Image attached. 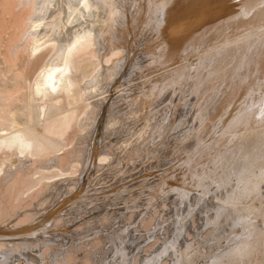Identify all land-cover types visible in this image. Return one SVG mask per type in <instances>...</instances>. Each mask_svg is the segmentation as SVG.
Returning a JSON list of instances; mask_svg holds the SVG:
<instances>
[{"label": "bare ground", "instance_id": "1", "mask_svg": "<svg viewBox=\"0 0 264 264\" xmlns=\"http://www.w3.org/2000/svg\"><path fill=\"white\" fill-rule=\"evenodd\" d=\"M174 1L132 0L127 8L121 0H0V193L8 194L10 203L21 202L41 184V194L52 199L40 213L33 205L13 213L14 206L0 197V264H133L142 243L134 234L130 247L126 239L134 222L129 227L121 220L129 218L124 209L138 208V201L127 205L138 196L147 197L151 211L169 202L175 208L185 205L170 225V240L154 257L145 253V264H161L170 253L174 264H247L255 255L264 264V0H205L188 19L174 16ZM160 9L166 11L163 18ZM140 14L146 16V29L137 22ZM143 28L149 33L145 54L161 67L128 87L124 70ZM122 54L128 59L118 64ZM83 57L89 62L80 64ZM169 89L181 93L183 105L189 99L195 105L194 113L179 116V124L185 116L192 124L170 148L171 140L154 144V132L166 117L146 115L153 99ZM126 96L138 97L133 104H140L138 118L133 107L122 115L130 109H119L117 101ZM109 105L120 111L109 113ZM197 123L212 130L192 147ZM140 140L145 144L138 149ZM132 150L135 156L143 152L137 165L124 171L129 159L120 167L116 157ZM157 156L151 168L133 175L142 161L152 163ZM135 177L152 180L142 187L148 191L133 192L139 189L129 185ZM104 199L106 208L127 207L118 215L111 210L119 216L116 224L109 223L111 229L90 230L103 220L95 205ZM197 208L207 215L198 236L202 229L215 230L209 240L201 237L207 250L183 237ZM146 209L137 214L150 213ZM183 238L186 246L178 248Z\"/></svg>", "mask_w": 264, "mask_h": 264}, {"label": "rangeland", "instance_id": "2", "mask_svg": "<svg viewBox=\"0 0 264 264\" xmlns=\"http://www.w3.org/2000/svg\"><path fill=\"white\" fill-rule=\"evenodd\" d=\"M123 1V2H122ZM131 1V2H130ZM182 0H175L174 2H171L170 4L171 5H173V7L175 8V11L174 12H176V13H174V16H176V17H181L182 19H188L189 17H192L193 15H194V13H196L197 11H198V8L200 7V6H202V5H204L205 3H206V1L205 0H183V1H185L184 3H183V1L181 2ZM189 1H191V2H189ZM133 2H134V0H133ZM133 2H132V0H128V2H127V0H121V5L122 6H124V7H129V5L131 4V6H132V4H133ZM125 3V4H124ZM181 3H183L182 5H181ZM188 3V4H187ZM190 3V4H189ZM186 4H187V6H186ZM126 5V6H125ZM180 5V6H179ZM179 7H181V8H179ZM184 7H186V8H184ZM129 8H131V7H129ZM179 8V9H178ZM184 9V10H183ZM160 12H162V18L164 17V15H166L165 13H166V11L165 10H163V9H160ZM173 12V11H172ZM159 12H157L156 14L157 15H161L160 13L158 14ZM156 15V16H157ZM141 16V17H140ZM146 16L143 14H140V15H138L137 16V18L139 19L140 18V20L138 21L137 20V22L139 23L140 21V23H141V25H140V23H139V25L142 27V26H144L145 27V25H148V21H147V19L145 18ZM142 18V19H141ZM160 18H161V16H160ZM146 20V22H145V20ZM143 20V21H142ZM142 22H144L143 24H142ZM144 29V28H143ZM145 29H146V27H145ZM142 30V31H144V32H140L139 34H138V38L136 37L135 39H134V42H133V44L131 45L132 46V50H133V53L135 54L132 58H131V61H130V63L132 64H129V67L126 69V70H124V77H125V80H127V81H125L124 79H123V83L124 82H126L125 84L128 86V87H133L134 85H135V83L137 84L138 82H141V81H143V79H140V77H147L148 76V70H149V72L151 73L152 71H154V69H157V68H160L161 67V64L160 63H158V64H160V65H158L157 63L155 64V63H153V62H155V60H154V58L153 57H148V55H146L145 53L147 52V49H146V47H145V45L148 43V41H147V39H149L148 38V35H149V33H147L146 32V35L144 34L145 33V31L146 30ZM142 33V34H141ZM8 40H7V38H6V42H7ZM25 42L23 41V42H20V44L21 45H23ZM21 45H18L17 46V48H19ZM24 48L25 47H22V51H24L25 52V50H24ZM21 51V55L23 54V52ZM26 54V53H25ZM110 54V53H109ZM110 55H112V54H110ZM109 55V56H110ZM22 56H24V55H22ZM108 55H107V57L108 58H110ZM127 55H121L120 57L118 56H116L117 58H118V64H122L125 60H127L128 59V57H126ZM106 57V58H107ZM112 57V56H111ZM114 57V56H113ZM171 57H175L174 58V60H176V61H180V59L179 58H181V57H179L178 58V56H175V55H172ZM183 58V57H182ZM84 59V60H83ZM116 59V58H115ZM189 59L191 60L192 59V56H190L189 57ZM82 60V61H81ZM86 60V61H85ZM123 61V62H120V61ZM141 60V61H140ZM151 60V61H150ZM79 61V63L80 64H84V63H88L89 61L87 60V58L86 57H83V58H81V59H79L78 60ZM138 61V62H137ZM181 61H182V59H181ZM154 64V65H152V64ZM174 63V62H173ZM145 66H147V64L149 65L150 64V66H149V68L147 69V67H145ZM172 64V63H171ZM131 65V66H130ZM152 66V67H151ZM136 68V69H135ZM144 68H145V70H144ZM100 69L101 68H99V70L98 71H100ZM142 69V70H141ZM97 71V72H98ZM127 71V72H126ZM115 73H117V71L115 70L114 71ZM113 72V73H114ZM114 73V74H115ZM149 73V74H150ZM145 75V76H144ZM147 75V76H146ZM129 76H130V78H129ZM94 77L95 76H93L92 78H91V80L92 79H94ZM123 77V78H124ZM134 79L136 80V81H134ZM130 81V82H129ZM133 81V82H132ZM129 82V83H128ZM141 83H143V82H141ZM125 85V86H126ZM125 86H124V88H125ZM126 86V87H127ZM127 87V88H128ZM119 92V91H118ZM181 93L178 91V90H176L175 89V91L174 90H167V91H165L163 94H161L158 98H156V99H153V103L151 102L149 105H148V110H149V112H147L148 110H146V112L148 113V114H146V115H149V113H151V112H153L154 114L156 113L157 114V117L158 116H160L161 118H159V119H162V116H163V118H165L166 117V122L165 121H163L162 123H161V128H159V130L157 129V130H155V132L154 133H156V134H154V136L155 135H157V139L155 140V142H154V144H156V145H158L159 143H162V142H164L165 144H164V146H166V142L168 141V140H171L173 143L171 144V143H169V142H171V141H169L168 142V146H169V148L172 146H174L175 144H174V140L173 139H175V138H178V139H181V137H182V135H183V133L184 132H186V130H187V128L192 124V123H190L191 122V120L190 119H187L186 120V116H185V118H184V120H182L181 121V123L179 124V121H177V120H179L180 118H181V116L185 113V114H187V113H189V115H190V113L191 112H193L194 111V107H195V105H192V103H191V99H189L188 101H187V99L185 100V101H187L188 103L185 105H183L182 103H180V95ZM186 96H184V98H185ZM125 98V99H124ZM123 98V100L122 101H124L123 103L121 102V100H119L118 99V101L117 100H115V99H113L112 101L113 102H111L112 104H113V106H115V102H116V105L118 104V105H120L119 106V109L120 108H122L123 107V109L125 108V109H127V110H129L130 109V107H133V109L135 110V112H138V113H136L137 114V118H138V114H140V112H139V110H140V108H139V106H140V104H136V105H133V104H135V102L138 100V97L136 98V99H132V97H128L127 98V96L126 97H124ZM127 99V100H126ZM114 100H115V102H114ZM190 101V102H189ZM120 102H121V104H120ZM111 104V105H112ZM160 104V105H159ZM111 105H109V108L110 107H112L111 108V112H109V113H112V112H115V110L116 109H118L117 107H116V109H115V107L113 108V106H111ZM133 105V106H132ZM137 106V107H136ZM157 107V108H153V110H152V107ZM169 106V107H168ZM136 107V108H135ZM139 108V109H138ZM112 109H115L114 111H112ZM118 109V111H120ZM122 109V110H123ZM124 109V110H125ZM136 109H138V110H136ZM176 109V110H175ZM123 110V111H124ZM163 110V111H162ZM170 110H171V112H170ZM182 110V111H181ZM191 110V111H190ZM117 111V110H116ZM132 111V109H130V111H124V113L121 111V113H122V115L123 116H126L129 112H131ZM160 111H161V113H160ZM127 112V113H126ZM182 112H184V113H182ZM120 113V112H119ZM120 113V114H121ZM126 113V114H125ZM159 113V114H158ZM166 114V115H164V114ZM194 113V112H193ZM130 114V113H129ZM128 114V115H129ZM133 114L134 115H136L134 112H133ZM152 114V113H151ZM176 114H179V115H176ZM182 114V115H181ZM196 115L198 114L197 112L195 113ZM133 115V116H134ZM189 115H187V118H188V116ZM165 116V117H164ZM179 116H180V118H179ZM195 117V116H194ZM137 118L135 117V123H137L138 121H139V119L137 120ZM133 120V121H134ZM156 120H158L157 118H156ZM140 122V121H139ZM156 122V124H157V121H155ZM160 123V122H159ZM189 123V125H188V127H185V125L187 126V124ZM179 126H182L183 127V129H181ZM197 128H198V136L196 137V139H190L189 141H190V145H193L192 147H194V145L196 144V142H197V139L199 138H201V137H204V138H206L207 139V137L209 136V134L211 133V128L210 127H208V126H205V127H203V123H197ZM157 131V132H156ZM72 132V131H71ZM153 134H151V136L153 135ZM150 136V137H151ZM160 136V138H159V140H158V137ZM211 136V135H210ZM196 140V141H195ZM142 140H140V142L138 141L137 142V144H138V146H136L138 149L141 147L142 148V146H144V144H145V142H141ZM158 141V142H157ZM157 142V143H156ZM191 142H194V143H192L191 144ZM158 146H160V144L158 145ZM164 146L162 147V148H164ZM72 147L73 146H69V149H72ZM153 148V147H152ZM151 148V149H152ZM157 148V147H156ZM168 147H167V150L169 149ZM146 149V148H145ZM154 149H155V146H154ZM154 149H152V151H154ZM173 149V148H172ZM144 150V149H143ZM129 151V150H128ZM128 151H126L125 152V154L123 153L122 155H119V156H117L116 157V159L117 160H119L118 161V163L116 164V165H120V164H123L122 162L126 159H129V160H127V163H125V164H123V165H126L127 167H124V166H122V165H120V167L122 166V168L121 169H124V171H127V169H131L130 168V165H133V166H135V164L137 163L136 161H137V157H141V152H143V151H141L140 153H138V154H136V156H135V154H134V150H132L133 152H131L130 151V153H132V155L129 153V155H128ZM145 151V150H144ZM159 151V152H158ZM170 151V150H169ZM157 152L160 154V155H162L163 154V157H166L168 154L167 153H162L161 152V149H158L157 150ZM161 152V153H160ZM60 153L61 154H65V152H62V151H60ZM63 154V155H64ZM134 154V155H133ZM158 154V155H159ZM167 154V155H166ZM62 155V156H63ZM124 155V156H123ZM128 155V156H127ZM160 155H159V157H160ZM166 155V156H165ZM132 159H131V158ZM159 157L157 156V158H155L154 160H153V162L152 163H145V164H143V161L140 163V165H138V167H137V169H136V171L133 173V175H135V174H140L141 172H143V171H146V168L147 167H149V168H151L153 165H154V161H157L158 159H159ZM116 159H114V161L113 162H115V160ZM124 159V160H123ZM132 161H131V160ZM161 159H162V156H161ZM164 159V158H163ZM184 159V158H183ZM40 160L41 161H43V160H45V158L43 159V157H41L40 158ZM116 160V161H117ZM143 160H145V159H143ZM122 161V162H121ZM128 161L131 163V164H129L128 163ZM135 161V162H134ZM119 162H121V163H119ZM133 163H135V164H133ZM163 163V165H164V162L162 161V162H159V163H157V166H158V164H159V166L161 165V164ZM142 164V165H141ZM137 165V164H136ZM118 166H116V168H119ZM160 171H162V170H160ZM125 174V173H124ZM127 174H125L124 176H126ZM143 177V176H142ZM119 178H121V177H118L117 179H114V181L112 180V182H110L107 186H112L114 183H116L118 180H119ZM142 180H143V182H142ZM152 180L150 179V180H148L147 182H145V179H142L141 177H135L134 178V181L133 182H131V183H129V185H131L132 183H134V184H132V186H135V188H139V189H137V190H135V191H133V192H135L136 194L137 193H139V194H141L142 193V190L143 191H148V189L147 188H145V189H142V187H144V186H146L148 183H150ZM136 183V184H135ZM144 183H146V184H144ZM20 185L21 184H19V186L17 185V187L15 188L16 190L18 189V187H20ZM39 187H41V184L40 185H38V186H36V188L34 187V188H32L31 190H30V192L29 193H26L25 195H24V199L25 200H22L21 202H16V201H13L12 203H10L9 201H8V199H9V195L7 194H5V192H1V193H3V195L0 193V197L2 196V198H3V196H4V198L3 199H5L6 200V203H7V206H9L8 204H11L9 207H13L12 208V212L13 213H15V212H17L19 209H21V208H23V209H21V211H24V210H26V209H28V207L29 206H35V208H33V210L35 211V213H40V212H42V211H44V208L46 209V207H48L49 206V204H50V201L52 200V199H50V200H48L50 197L49 196H47V193L46 194H44V195H46V196H43V194H41V193H44L43 192V188H39ZM42 187H43V185H42ZM96 186H92L91 187V189H93V188H95ZM104 187V186H103ZM40 191H39V190ZM90 188H88L87 189V191L88 190H91ZM37 190V191H36ZM34 192V193H33ZM132 192V193H133ZM35 193H38V194H36L35 195ZM134 193V194H135ZM48 194H50V192L48 193ZM51 194H52V192H51ZM33 195H35V198H33L34 196ZM41 195V196H40ZM32 196V197H31ZM39 196H40V198H39ZM36 197H37V199H36ZM48 199H47V198ZM139 197V198H138ZM138 197H136V198H134V200H132V201H130L127 205L128 206H130L131 205V203L133 204V203H135V202H137L136 203V205L138 206V210L137 209H132V210H128V211H126L124 208L125 207H127V205H124V206H122V205H120L119 207H112V208H106L105 206V199H104V201H100L98 204H97V206L95 205V207L97 208V207H99V208H97V210L100 212L101 211V213H103V214H100V213H98V211L96 212V214L98 215H100V216H102L103 218V220L102 221H100L99 223H102V224H99V223H96V225H92V226H94V227H92L91 226V229L90 230H95V231H98L96 228H98V229H102L103 228V230L104 231H107L108 229H111V226H113L114 224H113V222H115V224L118 222V217H116V218H118V219H116L115 218V216H117L118 215V212H119V214L121 213V208L122 209H124L122 212L124 213V215L126 216V218H127V213H128V217L129 218H131V219H129V218H127V219H125V220H121V221H125L126 222V224L130 227L131 225V223L132 222H134V223H132V226L130 227V230H132V231H130V236H129V239L127 238L126 239V242L127 243H130V239H131V237L134 235V234H137V235H134L132 238H134L135 237V239H136V242L139 244V243H142V248H141V251H136L137 249V246H135V254H134V256H135V259L133 260V264H145L146 263V259H145V255L147 254V255H149L150 254V257L152 258V255H153V257H154V253L155 254H157L159 251H160V249L163 247V246H165L166 245V243L170 240V238H171V234H172V232H173V230H172V226H170L171 225V223L176 219V214H177V212H178V210H180V209H184V207H185V205H180L179 204V207L178 208H175L174 207V204L171 202H169V203H167V207L166 208H158V209H156V210H154V211H151L152 210V208L154 207L153 205L151 206V205H147V207H145V204H146V200H147V197H143V196H138ZM43 199H47L45 202H43ZM116 199V198H115ZM113 200V201H115L114 203H117V201L119 202V200ZM42 200V201H41ZM41 201V202H40ZM48 201V202H47ZM108 201V200H107ZM37 204H36V203ZM45 203V204H44ZM119 203H121V204H124L125 203V201H123V200H121ZM41 204H44V206L42 205L41 206ZM103 204V205H102ZM13 205V206H12ZM40 205V206H39ZM105 205V206H104ZM39 206V207H38ZM46 206V207H45ZM25 207V208H24ZM42 207H44V208H42ZM100 208H102V209H100ZM106 208V209H105ZM116 208V209H115ZM141 208V209H140ZM147 208V209H146ZM211 208V206H209L208 207V209H210ZM105 209V210H104ZM108 209V210H107ZM109 209H110V212H109ZM119 209V210H118ZM144 209H146V210H148V212H150V213H148V214H145V215H142V216H140V215H138L137 213H138V211L140 210V211H143ZM199 209H200V207H199ZM198 208H197V210L195 209L194 210V213L191 215V216H189V218H190V220H187L186 222L188 223V227H186V229H185V231H184V234H183V237L187 240V239H189L190 241H192L193 242V240H194V244H196L195 242H197V243H199V246H200V248H202V249H204L205 247H206V249L205 250H207L208 248H207V246L202 242V240H201V237H203V236H206V235H208V240L213 236V234H214V232H215V230L213 229V230H211V227H208V228H206V229H202L201 231L203 232V236L201 235V236H198V229H201V228H203L207 223H205L206 221H205V219L207 218L206 216L207 215H201L202 214V210L200 211ZM208 209H206V210H208ZM37 210V211H36ZM104 210V212H102ZM111 210H115L116 212V214L113 212V211H111ZM163 210H165L164 212H163ZM199 210V211H198ZM39 211V212H38ZM131 211V212H130ZM136 212V214H134L135 212ZM139 211V212H140ZM196 211V212H195ZM112 212V213H111ZM200 212H201V214H200ZM199 213V214H198ZM106 214V215H105ZM110 214V215H109ZM111 214H112V216L113 217H111V218H109L110 216H111ZM132 214V217H130V215ZM105 215V216H104ZM136 215H137V217H136ZM147 215V216H146ZM234 215V214H233ZM17 216H19V214L17 215ZM106 216H108L107 218H106ZM125 216H124V218H125ZM138 216H140V217H138ZM144 217V218H143ZM104 218H106V219H104ZM124 218H122V219H124ZM135 220H134V219ZM139 220H138V219ZM168 218V219H167ZM109 219H111L112 220V222H108L107 220H109ZM113 219H116L115 221L113 220ZM110 220V221H111ZM128 220H132V221H128ZM165 220V224H163L164 221ZM167 220V221H166ZM192 220V221H191ZM117 221V222H116ZM141 221H143V222H141ZM106 224H108L109 226H110V224L109 223H112L113 225H111L110 226V228H109V226H107V224H106V226L108 227V228H106V229H104V223ZM139 222H141V223H139ZM194 222V223H193ZM129 223V224H128ZM162 223V224H161ZM134 224V225H133ZM136 224H139V226L138 225H136ZM98 225V226H97ZM161 225H164V226H161ZM95 226H96V228H95ZM105 226V227H106ZM135 226V227H134ZM161 226V227H160ZM166 226V227H165ZM100 227V228H99ZM139 227V228H138ZM163 227V228H162ZM263 228V224L262 225H260V228ZM113 228V227H112ZM132 228V229H131ZM158 228V229H157ZM141 229H142V231H141ZM157 229V230H156ZM160 229H162L161 231H159ZM167 229H168V231H167ZM264 229V228H263ZM140 230V231H139ZM230 230V229H229ZM136 231L138 232V233H136ZM166 231V232H165ZM170 231V232H169ZM172 231V232H171ZM208 231H210V232H208ZM231 231V232H230ZM229 232H228V230H227V233H231V235H232V231H233V229H231ZM162 232V233H161ZM154 233H155V235H154ZM187 233V234H186ZM211 233H213V234H211ZM212 235L211 237H209V235ZM153 235H154V237H153ZM169 235V236H168ZM186 236L188 237V238H186ZM192 236V237H191ZM136 237H138V238H136ZM168 237V238H167ZM230 237V236H229ZM100 238H102V236H100L98 239H100ZM126 238V237H125ZM183 238V240L181 241V243L178 245V248H179V246H181L182 248H184V245L187 243V241L185 240ZM199 238H200V240L201 241H198L199 240ZM227 236H226V242H227ZM152 239V240H151ZM167 242H166V241ZM183 241H185L184 243H183ZM225 241V240H224ZM165 242V243H164ZM200 242H201V244H200ZM137 243H135V244H137ZM164 244V245H163ZM130 247L131 246H133L134 244L131 242L130 244ZM204 245V246H203ZM262 245H264V241H263V243H262ZM150 246V247H149ZM186 246V245H185ZM147 247V248H146ZM142 249H143V252H142ZM105 250V249H104ZM157 251V252H156ZM257 251H259V252H257ZM256 251V254L257 253H260V249H258ZM139 252V253H138ZM142 253V254H141ZM146 253V254H145ZM139 254V255H138ZM168 255H170V256H168ZM89 255L87 254L86 255V258L87 259H89V257H88ZM165 256H167V258H163L162 260H161V264H174V261L176 260V257L175 256H173V254H167V255H165ZM256 256V255H255ZM253 257L254 259H252V263L253 264H260L261 263V261H260V259L261 258H258L259 257V255L257 256V257ZM92 257H94V256H92ZM106 257H110V254L109 255H107ZM171 257H174V258H172V260H171ZM170 258V259H169ZM93 259V258H92ZM171 261V263H167V262H170ZM258 260V261H257ZM86 262H88L87 260H85ZM84 261V262H85ZM137 261V262H136ZM167 261V262H166ZM255 261H257V263L255 262ZM85 262V263H86ZM114 262V261H113ZM251 262H249L248 260L246 261V263L248 264H251ZM86 264H89V263H86Z\"/></svg>", "mask_w": 264, "mask_h": 264}]
</instances>
